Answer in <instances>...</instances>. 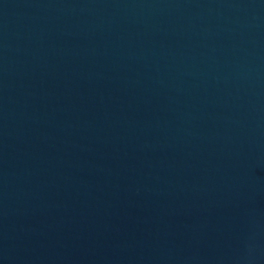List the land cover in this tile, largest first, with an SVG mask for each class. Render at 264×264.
Wrapping results in <instances>:
<instances>
[{
  "label": "water",
  "instance_id": "1",
  "mask_svg": "<svg viewBox=\"0 0 264 264\" xmlns=\"http://www.w3.org/2000/svg\"><path fill=\"white\" fill-rule=\"evenodd\" d=\"M0 264H264V0H0Z\"/></svg>",
  "mask_w": 264,
  "mask_h": 264
}]
</instances>
